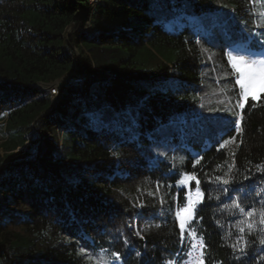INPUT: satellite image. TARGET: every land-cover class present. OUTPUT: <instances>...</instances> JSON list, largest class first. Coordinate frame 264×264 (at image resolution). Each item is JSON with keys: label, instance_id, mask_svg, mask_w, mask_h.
Returning a JSON list of instances; mask_svg holds the SVG:
<instances>
[{"label": "trees", "instance_id": "trees-1", "mask_svg": "<svg viewBox=\"0 0 264 264\" xmlns=\"http://www.w3.org/2000/svg\"><path fill=\"white\" fill-rule=\"evenodd\" d=\"M252 34L264 0H0V264H173L174 171L208 264H264V92L241 109L227 57ZM77 69L55 103L41 84Z\"/></svg>", "mask_w": 264, "mask_h": 264}, {"label": "snow or ice", "instance_id": "snow-or-ice-1", "mask_svg": "<svg viewBox=\"0 0 264 264\" xmlns=\"http://www.w3.org/2000/svg\"><path fill=\"white\" fill-rule=\"evenodd\" d=\"M258 34H252L249 36V39L244 42L243 45L238 42H233L229 44L230 51L227 53V57L229 62L231 63V67L234 70V74L237 76L235 80V84L239 85V95L241 97L242 103H239V107L241 109L245 108L249 98L252 100H256L255 90L258 86L261 87V91H264V40L259 41L261 44L260 49H253L251 47L252 36ZM237 52H244V55H234ZM219 150V149H218ZM202 159V157H201ZM195 163H199V160H196ZM195 167V164L193 165ZM258 170L264 172V167L258 166ZM168 175H182V178L178 180V185L182 190L185 191V201L186 207H184L183 211H177L176 216L179 218V228L181 232V242L184 241L185 230H186V219L191 217L192 219L196 218V205L202 203L204 193L200 189V180L197 178L196 174L193 172L191 174L184 173L181 174L178 171L170 172ZM216 180L224 185H229L233 183L231 178H225L224 176L216 177ZM189 182H195L197 195L200 197L199 200H191L190 196L187 194V189L192 187ZM236 189H233L235 191ZM225 194H227L228 189H224ZM219 199V197H217ZM236 208L239 209L241 213L244 212V208L241 207L239 203H237ZM249 216L252 215V212L248 213ZM261 224H264V215L261 216ZM254 225L249 223L247 225V229L249 234H252V230ZM238 231L243 233L245 232L244 227H238ZM197 233L194 229L188 232L189 240L195 237ZM202 239V237H201ZM241 238H238L237 243L231 245V247L236 248L239 246V250L241 253L245 252V248L247 247V241H244L241 244ZM259 243L264 245V236L259 237ZM205 248L206 245H197L196 243L189 244V252L188 255L189 262L188 264H208V260L205 258ZM199 252V256H193V252ZM118 257L119 254L117 253ZM239 259V257H238Z\"/></svg>", "mask_w": 264, "mask_h": 264}, {"label": "rangeland", "instance_id": "rangeland-1", "mask_svg": "<svg viewBox=\"0 0 264 264\" xmlns=\"http://www.w3.org/2000/svg\"><path fill=\"white\" fill-rule=\"evenodd\" d=\"M85 30L87 32H92V26H91V23L88 22L85 26ZM76 31V29L74 28V26H69L67 28V34L68 36L72 35L74 32ZM243 45V44H241ZM76 50V48H75ZM77 51V50H76ZM245 53L244 52H237V53H234V55H244ZM77 56H78V52H77ZM79 60V59H78ZM78 64L80 65L79 61H78ZM76 74H73V73H70L69 75L67 76H64L62 77L61 79H58L54 82H51V83H48V84H41L42 87L50 90V92L53 94V101H55V103H57L59 100H60V90H59V87H58V82L59 81H64L65 84L69 83L71 80H73L75 77H80L83 75V71L77 69L75 71ZM264 91H261V87L258 86L255 90V95H256V99H258L261 94L263 93ZM243 101L241 100V103ZM2 136L0 135V143L2 142ZM4 150L3 148H0V155L3 156L4 155ZM25 153L24 152H21L20 155H18L19 157H22L24 156ZM17 156V157H18ZM191 185L192 183L189 182ZM200 187V186H199ZM200 189L202 190V188L200 187ZM188 190V195L190 196L191 200H199L200 197H198L197 195V190H196V186H192L190 188L187 189ZM203 191V190H202ZM204 198V197H203ZM200 204V203H199ZM199 204L196 205V209L197 207L199 206ZM184 207H186V203L181 206V208L178 210V211H183ZM264 215L263 212H252V215L249 216H245L244 218V222L245 223H251L252 225H257V226H260V228H262L264 230V224H261V216ZM196 219V218H195ZM195 219H192L191 217L187 218L186 219V230H185V236H184V251L182 253V255L180 257H177V261H176V264L180 263V264H184L185 263V260L187 259L188 255H186L188 252H189V244L190 243H195L196 241L200 240L198 239L197 236L191 238V240H189V237H188V232L192 230L191 228V224L192 222L195 220ZM178 221H179V218H178ZM110 264H123L122 260L120 258H114Z\"/></svg>", "mask_w": 264, "mask_h": 264}, {"label": "water", "instance_id": "water-1", "mask_svg": "<svg viewBox=\"0 0 264 264\" xmlns=\"http://www.w3.org/2000/svg\"><path fill=\"white\" fill-rule=\"evenodd\" d=\"M75 71L76 70L72 71L71 73L76 74ZM58 87H59V90H60V94H62L64 89H65V87H66L65 82L64 81H59L58 82Z\"/></svg>", "mask_w": 264, "mask_h": 264}, {"label": "built area", "instance_id": "built-area-1", "mask_svg": "<svg viewBox=\"0 0 264 264\" xmlns=\"http://www.w3.org/2000/svg\"><path fill=\"white\" fill-rule=\"evenodd\" d=\"M193 256H196V257H198V256H199V253H198V252H193ZM189 259H190V258H189ZM189 259L187 260L186 264H188V262H189Z\"/></svg>", "mask_w": 264, "mask_h": 264}]
</instances>
